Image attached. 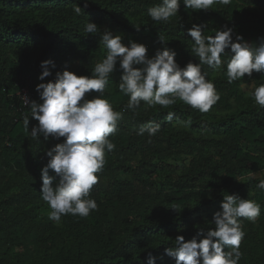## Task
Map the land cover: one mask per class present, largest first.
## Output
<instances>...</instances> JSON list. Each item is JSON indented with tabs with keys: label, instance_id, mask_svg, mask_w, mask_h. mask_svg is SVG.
Returning a JSON list of instances; mask_svg holds the SVG:
<instances>
[{
	"label": "trees",
	"instance_id": "trees-1",
	"mask_svg": "<svg viewBox=\"0 0 264 264\" xmlns=\"http://www.w3.org/2000/svg\"><path fill=\"white\" fill-rule=\"evenodd\" d=\"M159 3L88 0L84 14L76 16L73 6L83 8L84 0H0V264H146L149 254L157 257L156 264H175L164 255L165 248L174 246L177 235L188 241L200 229L214 228L213 214L228 194L262 205L256 223L243 221L240 264H264V191L256 187L264 179V109L247 95L264 83L258 73L229 84L225 75L202 66L221 99L200 113L179 101L171 109L145 110L142 104L135 112L125 110L128 97L119 92L121 74L115 72L105 98L123 116L109 137L116 149L106 153L104 170L90 193L98 211L87 218L64 216L59 225L48 219L40 169L47 164L46 151L63 138L32 140L23 125L25 115L31 119L30 108L15 93L27 89L31 100L39 102L35 88L46 60L56 68L44 82L54 80L66 64L78 76L92 75L106 50L99 33L83 31L85 21L101 32L107 28L122 35L125 45H146L149 57L167 46L181 67L198 63L188 50L192 24L206 25L205 35L226 25L233 28L234 39L239 34L250 44L264 37V0H233L200 13L181 3L168 24L155 23L146 14ZM159 33L166 38L164 45ZM168 111L175 113L171 122ZM177 119L192 123L183 128ZM149 121L159 124L160 132L138 136L136 131ZM37 123L30 120L29 130Z\"/></svg>",
	"mask_w": 264,
	"mask_h": 264
},
{
	"label": "clouds",
	"instance_id": "clouds-1",
	"mask_svg": "<svg viewBox=\"0 0 264 264\" xmlns=\"http://www.w3.org/2000/svg\"><path fill=\"white\" fill-rule=\"evenodd\" d=\"M233 0H160L159 4L147 8V16L155 23L168 24L180 11L181 3L193 13L209 12L216 6L231 5ZM84 7L74 5L76 16L84 14ZM182 27V25H181ZM136 30H140L137 25ZM206 25L192 24L187 35L191 38L188 50L198 63L189 61L181 67L176 60L177 53L163 46L154 56H148V48L142 43H123V36L100 28L89 20L83 31L99 33V43L106 50L105 57L95 64L91 76H78L67 70L58 71L55 79L44 82L52 75L56 64L52 60L42 61L41 74L35 91L39 102L22 96L23 103L30 108L31 119L23 118L24 130L31 139L62 143L46 151L47 164L40 169L42 181L41 199L48 205V219L59 225L67 215L87 218L98 211V204L90 197L93 187L99 182L106 164V153L116 149L109 139L118 130L122 111H117L105 98L110 77L120 72L118 90L128 97L125 110L135 112L142 104L147 109H171L182 102L192 110L208 113L220 101L221 96L207 73L206 65L215 73L225 75L229 84L251 79L253 73L264 76V37L258 44H250L243 36L235 34L226 25L214 29V35H205ZM159 42L165 44V36L158 34ZM230 50V52L226 51ZM230 57L226 61L222 57ZM117 65L119 67H117ZM243 87V85H242ZM248 97L258 109H264V83L248 92ZM90 97V98H89ZM175 113L168 111L166 120L173 121ZM30 120L38 123L29 130ZM191 120H176V125L187 128ZM161 126L149 121L137 131L138 136L155 137ZM50 170L54 175H49ZM255 173H250L254 177ZM58 178V179H57ZM245 179L244 177L240 178ZM256 187L264 191V179ZM262 205L255 200L228 194L220 203V210L213 214L214 228L200 229L191 240L177 235L174 246L166 247L164 255L175 264H240L243 257L241 244L246 232L243 221L256 223ZM163 260V257H160ZM157 257L148 255L146 264H156Z\"/></svg>",
	"mask_w": 264,
	"mask_h": 264
},
{
	"label": "built area",
	"instance_id": "built-area-1",
	"mask_svg": "<svg viewBox=\"0 0 264 264\" xmlns=\"http://www.w3.org/2000/svg\"><path fill=\"white\" fill-rule=\"evenodd\" d=\"M24 95H27V96L29 97L30 100H31V96H30V93H29V91H28L27 89H23V90L21 91L20 95H19L20 100H21L23 106L26 107V106L24 105V103H23L22 98H21V97L24 96Z\"/></svg>",
	"mask_w": 264,
	"mask_h": 264
},
{
	"label": "rangeland",
	"instance_id": "rangeland-1",
	"mask_svg": "<svg viewBox=\"0 0 264 264\" xmlns=\"http://www.w3.org/2000/svg\"><path fill=\"white\" fill-rule=\"evenodd\" d=\"M250 42L253 43L252 41H250ZM20 93H21V92H19V93H15V94L19 96ZM13 94H14V93H10V96L13 95Z\"/></svg>",
	"mask_w": 264,
	"mask_h": 264
}]
</instances>
